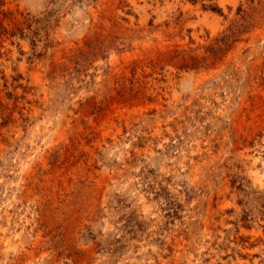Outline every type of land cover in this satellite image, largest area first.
I'll return each instance as SVG.
<instances>
[{
	"label": "rangeland",
	"instance_id": "rangeland-1",
	"mask_svg": "<svg viewBox=\"0 0 264 264\" xmlns=\"http://www.w3.org/2000/svg\"><path fill=\"white\" fill-rule=\"evenodd\" d=\"M0 264H264V0H0Z\"/></svg>",
	"mask_w": 264,
	"mask_h": 264
}]
</instances>
